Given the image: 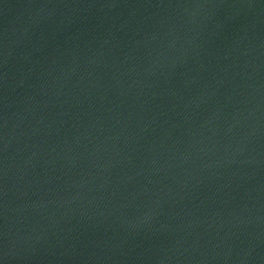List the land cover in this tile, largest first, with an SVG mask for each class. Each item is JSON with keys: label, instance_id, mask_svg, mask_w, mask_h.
I'll list each match as a JSON object with an SVG mask.
<instances>
[{"label": "water", "instance_id": "95a60500", "mask_svg": "<svg viewBox=\"0 0 264 264\" xmlns=\"http://www.w3.org/2000/svg\"><path fill=\"white\" fill-rule=\"evenodd\" d=\"M0 264H264V0H0Z\"/></svg>", "mask_w": 264, "mask_h": 264}]
</instances>
